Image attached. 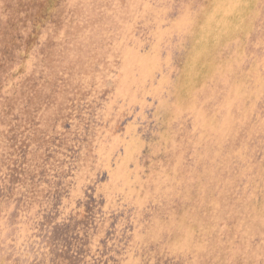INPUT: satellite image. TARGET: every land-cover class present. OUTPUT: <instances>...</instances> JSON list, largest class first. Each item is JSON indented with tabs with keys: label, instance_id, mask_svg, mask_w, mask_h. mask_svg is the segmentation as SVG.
Returning <instances> with one entry per match:
<instances>
[{
	"label": "rangeland",
	"instance_id": "1",
	"mask_svg": "<svg viewBox=\"0 0 264 264\" xmlns=\"http://www.w3.org/2000/svg\"><path fill=\"white\" fill-rule=\"evenodd\" d=\"M0 264H264V0H0Z\"/></svg>",
	"mask_w": 264,
	"mask_h": 264
}]
</instances>
